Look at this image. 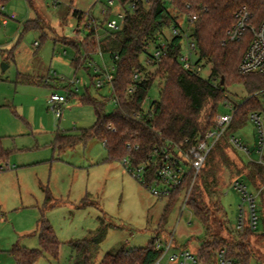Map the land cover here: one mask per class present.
I'll use <instances>...</instances> for the list:
<instances>
[{
  "label": "rangeland",
  "instance_id": "1",
  "mask_svg": "<svg viewBox=\"0 0 264 264\" xmlns=\"http://www.w3.org/2000/svg\"><path fill=\"white\" fill-rule=\"evenodd\" d=\"M108 1L98 0L89 10L90 19L103 20L102 8ZM34 2V9L26 0L9 2L4 16L15 14L16 19L0 27V138L3 147L11 153L4 164L7 169L0 172V264H18L11 251L15 245L26 249L40 247L36 232L43 215L54 227L61 246L58 258L46 255L34 264H76V252L70 242L95 236L103 223L111 227L103 240L92 247L93 264H100L109 252L145 248L153 238L162 243L173 240L164 264L172 254H178L177 246L195 254L206 238V231L192 211L178 205L170 213L167 224L160 226L168 199L154 196L122 162H106L107 150L101 141L91 139L63 151L56 147L58 135L78 134L96 121L92 107L82 106L79 100L91 85L94 68L86 71V64L75 68L72 62L76 50L65 46L67 38L75 37L77 20L73 10L58 0ZM119 11L124 12L119 0H115L110 20L120 23L116 16ZM39 18L45 21L43 30L25 31L27 22ZM185 23L182 20L187 30ZM106 30H100V34ZM171 34V28L164 30L167 39ZM153 52L151 47L150 53ZM81 53L85 56L84 50ZM92 58L100 66L106 65L112 78L115 76L116 68L112 70L114 64L108 54H104L105 65L99 54ZM3 64L7 66L5 71ZM211 69L206 66L202 77L208 78ZM24 78L44 83L26 84L21 81ZM62 79L64 83L58 86L57 80ZM71 81H75L74 90L78 94L64 105L59 119L49 99L55 93L66 95L64 87ZM227 92L232 104L243 102L249 95L242 85H233ZM99 93L94 88L90 90L97 98L111 96L108 86ZM149 98L158 99L156 87ZM114 106L109 103L107 111L111 112ZM219 112L231 111L223 106ZM232 136L248 151L232 147L227 142ZM221 141L227 142L225 150L215 152L206 169L213 173L208 189L203 188L204 201L213 213L216 232L229 242L227 248L239 252L236 245L243 243L241 252L251 250L254 256L250 264H264V174L250 175L248 165L261 160L258 153L261 135L256 124L249 121L240 130L229 127ZM236 182L244 183L249 193L256 196L259 224L252 236H240L230 229H238L242 209L245 225L249 224V206L234 188ZM47 193L52 202L62 203L48 209ZM82 202L86 206L76 208ZM217 209L220 213H216Z\"/></svg>",
  "mask_w": 264,
  "mask_h": 264
},
{
  "label": "trees",
  "instance_id": "2",
  "mask_svg": "<svg viewBox=\"0 0 264 264\" xmlns=\"http://www.w3.org/2000/svg\"><path fill=\"white\" fill-rule=\"evenodd\" d=\"M11 1L0 0V16L4 15L5 8ZM26 1L32 9L35 8V0ZM119 3L125 18L118 31L107 28L111 11L101 21L90 19L88 13L73 11V16L77 20L75 37L67 38V44L64 45L76 50L77 54L72 62L74 67H85L86 64L85 69L89 71L90 64L94 62L92 55L102 53L103 56L104 54L110 56L116 74L111 81L112 90L109 98L104 96L97 98L90 94L92 88L100 94L96 79L102 75L91 76V85L86 88V93L79 100L82 106L92 107L96 121L92 127L82 129L78 134L58 135L55 144L59 150L71 149L80 143L85 144L91 139H97L107 150L106 162L130 159L133 165L138 166L151 163L150 159L156 156V152L158 156L162 151L177 156L173 146L185 151L195 143L205 140L206 133L213 128V117L219 113L226 101L231 102L227 89L233 85H242L249 94L243 102L234 104L235 114L230 126L233 130L246 127L251 112L264 111V101L256 95L264 89V74L244 75L239 72L241 60L252 42V33L247 32L240 42L222 45L226 32L234 24L235 14L240 8L245 7L253 14L252 24L258 27L264 20V0H120ZM192 16H197L194 23L188 21ZM182 20L186 21L187 30H184ZM44 26L45 21L39 18L27 22L24 28L25 31L43 30ZM173 27L179 29L181 33L169 41L168 50L157 62L150 49L151 47L155 49L159 45V39L164 38L165 29ZM102 29L108 30L101 35ZM185 34L189 40L196 43L199 61L204 62L205 67L211 66L208 78L185 70L179 63ZM81 50H84L85 56ZM137 74L140 75L139 81L134 80ZM21 81L26 84L44 83L26 78ZM56 83L60 86L64 81L57 80ZM134 85L135 92L130 94L128 90ZM155 87L158 90V99L153 103L151 116H144L139 121L133 119L132 115L135 112L143 111L145 101ZM71 88L70 84L64 87L66 91H70V98H76L78 93L76 90L71 91ZM114 99L118 102L114 104V109L108 112L107 105L113 103ZM227 142H219L210 153L193 185L187 203V208L203 224L206 231V238L197 250V264H218L217 255L222 249L226 250L227 259L236 264H250V260L254 258L251 250L241 252L244 251L243 243L236 245L239 252L227 248L229 242L216 232L213 226L215 221L212 222L213 213L203 198V188L208 189L209 178L213 173L212 170L208 173L207 166L215 152L225 150ZM10 154L3 147L0 138V172L7 169L4 164ZM163 157L159 158L157 165H149L147 179L149 183L156 181L157 170L164 164ZM176 161L177 158L171 162L173 164ZM262 161L263 163L249 161L250 175L263 176L264 155ZM193 177V171L187 172L183 184L167 197L168 204L160 226L167 224L170 213L178 205L181 208L183 197L189 190ZM45 203L48 209H51L62 202H52L51 196L47 193ZM85 206V202H82L76 208ZM262 206L264 207L263 199ZM216 213H220V209H217ZM225 217L228 223L227 215ZM108 227L111 225L103 223L95 236L70 242L76 252V264H93L92 247L103 240ZM230 229L240 236L254 234V230L248 226L243 231L231 227ZM36 233L40 245L38 249H26L15 245L11 250L18 264H34L40 257L46 255L58 258L61 242L54 227L44 215L38 221ZM157 239L153 238L145 248L109 252L105 254L100 264H157L159 261L161 263L165 249L157 248Z\"/></svg>",
  "mask_w": 264,
  "mask_h": 264
},
{
  "label": "built area",
  "instance_id": "3",
  "mask_svg": "<svg viewBox=\"0 0 264 264\" xmlns=\"http://www.w3.org/2000/svg\"><path fill=\"white\" fill-rule=\"evenodd\" d=\"M120 1V0H119ZM115 6V0H109L107 4L102 8V14L106 16V14L113 10ZM135 7V4L132 5V8ZM1 18L0 27L6 26L10 20H15L16 15L12 14L10 16H4ZM116 16L119 18L120 23L117 20H108L107 28L112 31H118L121 28L122 22L125 18L124 12H117ZM190 23H194L197 21V16H192L188 20ZM253 14L245 7L240 8L234 18V24L228 29L226 32L225 39L222 42L223 46H227L230 43L240 42L247 32L252 33V42L250 43L245 55L243 56L241 63L239 65V72L241 74H264V20L258 25V27L253 26ZM171 38L159 39V45L155 47L154 52L152 53L155 61H160L161 58L165 55L166 51L169 47V41L176 36L180 35V30L176 27L172 29ZM185 43L182 53L180 54L178 61L182 65V67L191 71L197 75H201L205 69L204 62L199 61V52L196 46V43L188 39V35L185 34ZM36 46L38 43L35 44ZM104 65V56L102 53H99ZM92 68H94V74H101V77L96 79V86L102 89L105 86H108L110 91L112 90V75L110 73V69L105 65L102 69L101 66L97 62H92L90 64ZM115 67H112L114 70ZM140 75L137 74L134 77L135 81H139ZM63 80V79H62ZM64 81V80H63ZM70 85L72 86L71 91L74 90L75 81H71ZM136 86H131L128 90L130 94L134 93ZM78 91L77 89H75ZM259 95L264 101V89L256 93ZM70 101V91H67L66 95H60L55 93L51 95L49 99V103L52 106V110L54 111L57 118H61L63 116V107L66 103ZM118 101L113 100V103L116 104ZM148 102V105H146ZM155 100H150L148 97L144 104L143 111L135 112L132 115V118L135 120H142L144 116H151L153 112V103ZM224 106L227 107L231 112L230 113H218L213 119V128L206 133L205 140L199 141L192 145L188 150H182L179 147L173 146L175 148V153L177 156L172 153H166L162 151L160 156L156 152V156H153L150 159L151 163L142 164L135 166L132 164L130 159H124L122 161L124 167L137 179H139L145 187L156 197L164 198L168 197L174 189L180 187L184 182V177L186 173L189 171L194 172V177L192 183L190 185L189 190L183 197L182 206L187 208V203L189 200L190 193L192 191L193 185L199 176L204 164L209 157L210 153L214 150L216 145L222 140V137L226 130L231 126L234 114H235V106L231 102L226 101ZM249 121L256 124L258 131L261 135V141L258 143V153L261 156V160L259 163H263L262 157L264 155V111H254L249 114ZM110 129H113L109 126ZM232 147L235 149H241L244 151H248V149L240 142L239 139L232 136L228 141ZM164 156V157H163ZM160 157L164 158V164L160 166L156 173V181L148 182V167L150 164L157 165L160 161ZM177 158L176 162L172 160ZM234 188L238 190L243 195L244 202L249 206V217H248V227L252 230H256L259 224V217L257 214V204H256V196L253 193H249L247 186L240 182H236ZM246 216L245 210H241V218L238 226V231H243L245 227ZM173 244V240L170 239L167 242H161L160 239H157V248L165 249L164 256L170 250V247ZM162 257V260L164 258ZM170 261L175 262L176 264H197V260L195 255L190 253L189 251L180 252V254H172L170 257ZM218 264H236L231 260L227 259L226 250L222 249L219 251L217 255ZM160 264V261L157 263Z\"/></svg>",
  "mask_w": 264,
  "mask_h": 264
},
{
  "label": "crops",
  "instance_id": "4",
  "mask_svg": "<svg viewBox=\"0 0 264 264\" xmlns=\"http://www.w3.org/2000/svg\"><path fill=\"white\" fill-rule=\"evenodd\" d=\"M60 2H63V3H66L68 5V7H70L73 11L74 10H77V11H80V12H83V13H89V10L90 8L98 1V0H58ZM176 251L178 252V254H180V252H183V251H188V248H184V247H181V248H178L175 247ZM198 250V249H197ZM197 250H196V253L193 254L195 255L196 257V254H197ZM175 254V253H174ZM177 254V253H176ZM171 257V256H170ZM170 257L169 259L167 260V262L165 264H171L172 261H170ZM166 258H164L160 264H164V260Z\"/></svg>",
  "mask_w": 264,
  "mask_h": 264
},
{
  "label": "water",
  "instance_id": "5",
  "mask_svg": "<svg viewBox=\"0 0 264 264\" xmlns=\"http://www.w3.org/2000/svg\"><path fill=\"white\" fill-rule=\"evenodd\" d=\"M2 69L5 71L7 69V66L6 65H2ZM224 84V78L222 79V85Z\"/></svg>",
  "mask_w": 264,
  "mask_h": 264
}]
</instances>
